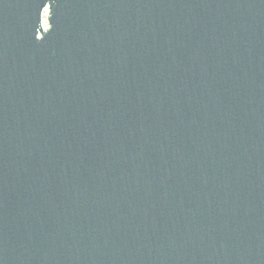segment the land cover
<instances>
[{"label":"water","instance_id":"95a60500","mask_svg":"<svg viewBox=\"0 0 264 264\" xmlns=\"http://www.w3.org/2000/svg\"><path fill=\"white\" fill-rule=\"evenodd\" d=\"M0 264H264V0H0Z\"/></svg>","mask_w":264,"mask_h":264}]
</instances>
